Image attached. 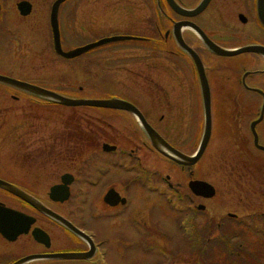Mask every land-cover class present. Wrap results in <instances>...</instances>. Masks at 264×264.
<instances>
[{
  "label": "rangeland",
  "instance_id": "rangeland-1",
  "mask_svg": "<svg viewBox=\"0 0 264 264\" xmlns=\"http://www.w3.org/2000/svg\"><path fill=\"white\" fill-rule=\"evenodd\" d=\"M2 1L0 75L67 96L105 97L110 53L118 48H125L128 44L103 46L70 59L59 57L52 46L48 7H34L31 14L24 19L15 7L16 0ZM118 1L120 0H68L63 4L59 13L63 48L73 49L104 37L125 33L126 30L132 31V25H137L139 18H134V23L131 24L123 9L130 10L134 7H105ZM124 1L137 2L122 0ZM256 35L260 36L259 33ZM120 53L122 52L113 54L121 56ZM122 60L119 58L116 64L120 65ZM216 62L218 67L210 69L213 82L230 83L228 77L231 74L227 69L233 59L225 58ZM160 63L162 67L169 61L161 60ZM116 64L114 68L117 67ZM163 79L169 80L168 77H162L163 82ZM181 80L177 77L176 84L181 83ZM259 103L260 100L257 99L255 107L241 109L240 113L235 112L233 115L238 118H231L232 123H221L219 117L224 113L218 101L212 108L214 119L211 137L203 157L194 165V179L212 184L215 194L202 200L206 209L196 215H185L190 211L188 204L180 206L175 200L169 203L159 194L144 193L147 190L144 185L153 184L155 180L147 175L137 179L131 173L134 170L129 167L130 160H123L121 163L116 161L112 166L107 164L105 159H115L118 156L100 152L105 141L103 134H90V120L103 118V113L91 106L73 108L46 103L37 96L0 84V132L5 134L0 137V154L4 158L2 160H7V157L14 154L17 146L9 135L14 131L11 127L17 117H34L35 121H39L38 126L29 129L37 132L33 135L36 139L32 137L27 141V147L38 153V148L41 147H58L56 135L61 131L62 123L79 118L84 137L78 142L81 147H91L89 137L93 136L94 147L100 152L102 160L92 168L91 175L96 176L94 183L72 187L70 199L62 205L56 204L55 207L86 231L100 235L106 232L110 224L108 219L95 215V212L104 214L102 197L107 189L114 187L117 191H123V184L131 188H144V192L138 189L131 192L133 200H136L134 208L141 213L135 215L128 209L120 223L122 232L132 238L126 240L124 237L123 242L118 243L122 255L120 264H239V259L246 260L241 264H264V225L262 222L255 224L252 221L254 216L264 214V151L253 147L250 129L251 122L259 117ZM187 122L182 118H173L160 123L162 130L169 129L166 135L182 151L189 150L191 143L196 144L194 139L190 142L185 139L186 132L195 126V122ZM255 131L260 144L264 146V111ZM125 134L132 140L138 139L129 132ZM86 157V153L80 155L81 160ZM140 158L141 170L154 175L156 179L157 170H160L162 176L167 173L174 184L180 182L185 188L187 182L194 180L188 181L175 166L159 161L155 155L141 152ZM71 163L65 161L63 169L72 168ZM30 189L36 195L42 196L49 191V184ZM167 195L170 197V194ZM167 195L165 196L168 198ZM153 200L156 203L151 214L145 215ZM172 203L176 209L172 207ZM75 208L79 212L74 218L72 210ZM179 212L186 213L181 215ZM228 213L237 216L234 222L233 219H228ZM51 231L55 233L53 229ZM110 231L114 236L119 233L114 229L107 233ZM58 243L66 244L61 241ZM109 249L111 252L108 261L111 263L115 260V248Z\"/></svg>",
  "mask_w": 264,
  "mask_h": 264
},
{
  "label": "flooded vegetation",
  "instance_id": "flooded-vegetation-1",
  "mask_svg": "<svg viewBox=\"0 0 264 264\" xmlns=\"http://www.w3.org/2000/svg\"><path fill=\"white\" fill-rule=\"evenodd\" d=\"M19 1L29 2L33 11L34 7H48L50 10L54 0H16L15 7ZM173 2L186 9L190 14H179L168 0H137L133 3L120 0L105 6L134 7L130 10L123 9L126 18L129 17L128 21L131 24L134 23V18H139L137 25H132V31L126 30L125 33H121L136 37L135 39L115 42L106 46L128 44L125 48H118L110 53V66L106 71L108 87L105 95L107 99H117L129 103L138 113L113 107L99 108L97 111L103 113V118L98 117L96 120H90L89 123L92 126L89 131H91L90 134H103L104 142L115 147L109 153L117 154L118 158L105 159L107 164L112 166L113 162L120 161L121 163L123 160H130L129 167L134 170V173L133 171L131 173L137 179L145 175V171L141 170V152L155 155L159 161L172 164L188 181L194 179V166L178 165L152 146L140 123V116L164 140L181 152L190 155L197 149L203 130L204 97L194 62L195 58L201 62L208 81L212 121L214 119L212 108L217 105V101L224 113L219 117L221 123H232L233 119L231 118L237 117L233 115L235 112L240 113L241 109L255 107L257 99L260 100V107L263 102L262 94L257 90L264 93V56L255 52L222 56L212 51L205 41L207 38L223 48H238L248 44L264 47V26L260 22L258 14L259 0H173ZM262 4L264 6V0ZM0 5L3 7L2 0H0ZM60 7H63V4ZM198 7H200L199 10L192 13ZM23 18L26 19L27 16ZM181 21L186 22L187 25L181 30V38L187 46L185 49L174 33L175 23ZM257 33L260 36H257ZM119 52H122L121 56H114L113 53ZM119 58L123 59L120 65L116 64ZM225 58L233 59V63L227 69L231 74L228 77L230 83L216 84L210 75V69L218 67L216 61ZM161 60H168L169 63L161 67ZM115 64L117 67L114 68ZM162 77H168L169 80L163 79L165 80L163 82ZM177 77L179 81L182 79L179 84H176ZM173 118H182L189 123L195 122L194 128L186 132L185 139L188 142L194 139L196 144L191 143L187 151L176 147L168 138L166 135L168 128L164 130L161 128V122H167ZM16 119L11 127L14 128V131L9 136L17 147L14 154L10 158L7 157V160H2L4 158L0 154V179L35 197L46 208L84 231L91 239L92 246L91 244L89 246L81 237L72 234L58 221L39 212L16 195L0 187V206L10 210L3 217L0 215V264H14L23 258L34 255L41 257L25 261L22 264H120L122 255L118 243L123 242L124 237L126 240L132 239L128 234L122 232L120 223L125 218L128 209L135 215L141 213L134 208L136 200H133L131 192L134 189L144 192V188H131L124 184L123 191H117L114 187L108 188L107 191L111 188L115 189L120 198L110 204L104 201L105 195H103L104 207L102 210L104 214L95 212V215L108 219L109 228L100 235L86 231L78 226L71 217L55 207L56 204L62 205L66 201H52L48 197V192L40 196L33 193L30 188L48 184L51 187L61 184L63 179L68 181L70 192L72 187L78 185H92L96 177L95 174L93 177L91 175L92 168L102 160V157L96 154L97 149L94 147L93 136L95 135L92 134L93 136L89 137L91 147H81V143L78 142L81 137H84L81 121L79 118L72 119V121H67V119V122L62 123L61 131L56 135L59 146L48 149L41 147L38 148L40 151L38 153L27 147V141L37 133L29 131V129L32 130L38 126L39 121H35L34 117H17ZM125 132H129L131 136H136L138 139L132 140ZM2 135L5 134L0 132V137ZM33 139L36 138L33 137ZM18 145L21 146L18 147ZM83 153H86L87 157L81 160L80 155ZM40 156L43 157L40 158ZM65 161L72 162L73 167L63 169ZM157 171V179L154 175L147 174L155 181L153 184L144 185V187L151 188H147L144 193L159 194L169 203L175 200L180 206L188 204L190 206L189 213L181 214L179 212L181 215H196L204 212L206 208L202 200L207 199L206 197L194 194L190 190L188 182L187 188H185L180 182L174 184L167 173L162 176L160 170ZM151 182L153 181L151 180ZM137 193L139 195V192ZM167 193L170 194V197ZM155 203V200L151 202L145 215L151 214ZM171 205L176 209L173 203ZM199 205H203L204 209L199 210L197 208ZM125 209L127 210L125 211ZM72 211L75 218L79 209L75 208ZM18 215L19 217H17ZM29 220L32 222L27 230H24ZM20 229L23 230L13 238L16 231ZM34 229L40 230L41 234H47L48 240H37L38 238L36 239L33 235ZM111 229L119 233L116 236L111 231L107 233ZM60 241L66 244H59ZM108 243L111 244L107 247ZM109 247L115 248V260L111 263L108 261L111 252ZM88 250H92V254L87 259H60L47 256L60 252L85 253Z\"/></svg>",
  "mask_w": 264,
  "mask_h": 264
},
{
  "label": "water",
  "instance_id": "water-1",
  "mask_svg": "<svg viewBox=\"0 0 264 264\" xmlns=\"http://www.w3.org/2000/svg\"><path fill=\"white\" fill-rule=\"evenodd\" d=\"M64 1L65 0H55L51 6L50 14H49V22H50V28H51V32H52V39H53V48H54V51L58 55H60L64 58H68V59L74 58L76 56H79L82 53H85V52H87V51H89V50H91L97 46H100V45H103L106 43L134 38L132 36H123V35L105 37V38L99 39L95 42L86 44V45L81 46V47H77V48L70 49V50H64L61 46L59 23H58L59 6ZM168 1L179 14H181V15L190 14V12H188L186 9L175 4L173 2V0H168ZM262 3H263V1L259 0L258 14H259L260 22L264 25V6ZM199 8L200 7H198V9H196L192 13L197 12L199 10ZM17 9L22 16L28 15L31 11L30 4L28 2H25V1L19 2L17 4ZM184 25H186V22H184V21L175 23L174 33H175L177 39L179 40L181 46H183L184 48H187V46L184 44V42L181 38V34H180V28ZM205 41L212 51L216 52L217 54L224 55V56H233V55L243 53V52H258V53L264 54V47L259 46V45H245V46H241L237 49H225V48H221V47L213 44L207 38L205 39ZM194 61H195V65H196V68H197V71L199 74L200 84L202 86L203 97H204V115H205L203 134H202V138L200 140V143H199V146H198V149L196 150V152H194L192 155H186V154L180 152L179 150L175 149L170 144H168L162 137H160L157 134V132H155L154 129H152L144 121V119L140 116L141 125L143 126L144 130L146 131L147 136H148L152 146L154 148H156L162 155L166 156L167 158H169L173 162H175L179 165H182V166H192L199 160L200 156L202 155V153H203V151H204V149H205V147H206V145L210 139V134H211V112H210V98H209L208 83H207V79H206V76L204 74V70H203V67L201 65V62L199 61L198 58H195ZM0 83L18 88V89L25 91L27 93H30V94L39 96L41 98H44L46 100L53 101V102H56V103H59L62 105H66V106L85 105V106H93V107H100V108L113 107V108L131 110L132 112L138 113L137 110L132 105H130L127 102L117 100V99L70 98V97H66L64 95L58 94L54 91L36 86L34 84H30V83H27L24 81L16 80V79H13V78H10L7 76H3V75H0ZM262 95H263V99H264V94L262 93ZM263 111H264V100H263V103L261 106L259 117L256 120H254L253 122H251L250 129H251L252 136H253V144L258 149L264 151V146L259 144L258 135L255 131L256 124L258 122H260V120L263 117ZM102 148L104 151L114 149V147H111L108 144H103ZM0 187L2 189L7 190L8 192L16 195L20 199L24 200L25 202L30 204L32 207H34L38 211H41V212L49 215L50 217L54 218L56 221L60 222L61 224H63L65 227H67L71 231L75 232L76 234H79L82 237L86 238L91 243L90 239L87 236H85L81 231L76 229L70 222H68L67 220H65L64 218H62L61 216H59L55 212L51 211L50 209L44 207V205H42L38 200H36L31 195L25 193L24 191L16 188L15 186L7 183L4 180H0ZM189 187L194 194L201 195L203 197L211 198L215 194L214 187L206 181L192 180L189 183ZM68 196H69L68 181H66L64 179L62 180V184L54 185L50 188L49 197L51 200L63 202L68 198ZM117 198H118V196L114 192V190L110 189L106 193L104 200L107 203L113 204L112 202L115 201ZM198 208L203 209L204 207L199 206ZM7 211H10V210H7L3 206H0L1 217H3ZM230 216H232V215L230 214ZM17 217H19V215ZM31 222H32V220L27 221V225H26L24 230H27V228L31 224ZM21 230H23V229L17 230L16 233L14 234L13 238L15 236H17L18 234H20ZM33 235L36 239L38 238L37 240H41V241L48 240L47 234H45V233L41 234V231L38 229H35L33 231ZM36 236H39L41 239L39 237H36ZM91 254H92V250H89L85 253L64 252V253L49 254L47 256L50 258H63V259H87L90 257ZM38 257H41V256H36V255L29 256V257H26L24 259L19 260L15 264H21L27 260L38 258Z\"/></svg>",
  "mask_w": 264,
  "mask_h": 264
},
{
  "label": "trees",
  "instance_id": "trees-1",
  "mask_svg": "<svg viewBox=\"0 0 264 264\" xmlns=\"http://www.w3.org/2000/svg\"><path fill=\"white\" fill-rule=\"evenodd\" d=\"M252 221H254L255 222V224H258V222H262L263 223V225H264V215H258V216H254L253 218H252ZM256 235H258V232H257V234ZM238 248V247H237ZM243 261H246L245 259L243 260V259H239V264H241Z\"/></svg>",
  "mask_w": 264,
  "mask_h": 264
}]
</instances>
